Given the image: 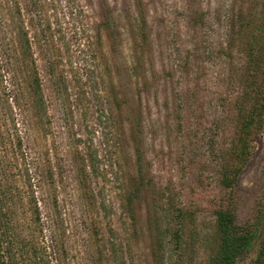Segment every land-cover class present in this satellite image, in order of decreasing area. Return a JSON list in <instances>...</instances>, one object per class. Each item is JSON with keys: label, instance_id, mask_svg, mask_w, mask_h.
<instances>
[{"label": "rangeland", "instance_id": "obj_1", "mask_svg": "<svg viewBox=\"0 0 264 264\" xmlns=\"http://www.w3.org/2000/svg\"><path fill=\"white\" fill-rule=\"evenodd\" d=\"M249 50L264 0H0L3 264H217L220 166L264 91ZM262 125L235 264L264 251Z\"/></svg>", "mask_w": 264, "mask_h": 264}, {"label": "trees", "instance_id": "obj_2", "mask_svg": "<svg viewBox=\"0 0 264 264\" xmlns=\"http://www.w3.org/2000/svg\"><path fill=\"white\" fill-rule=\"evenodd\" d=\"M17 10L18 12L21 10L19 5ZM242 18L243 12L237 14V19L239 24H241L237 29L239 34L242 33ZM141 22L144 26L147 24L143 16L141 17ZM141 32L143 33V42H147L145 30L141 28ZM20 36L26 41L25 44L27 48H29L28 34L24 33ZM246 59L252 69H262V65L264 64V50L258 55L252 52V50H249V52L246 53ZM38 88L40 87L38 86ZM263 122L264 91L257 93L255 97L250 95L246 100V105L244 104L239 110L236 137L220 166V185L224 190L228 191L230 195L228 201H222V204L219 205V208L216 210V227L221 238L219 251L216 256L217 264H235L240 256L246 254L251 249L257 235L255 232L252 236L248 235L245 227H240L236 224L234 194L240 174L252 154L253 141L259 136L263 127ZM263 256L264 251L263 255H259L255 264H264ZM0 264H3L1 244Z\"/></svg>", "mask_w": 264, "mask_h": 264}]
</instances>
